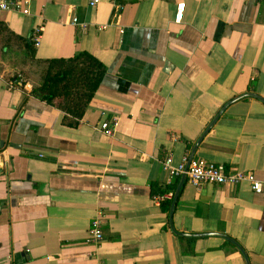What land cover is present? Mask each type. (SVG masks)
<instances>
[{
  "label": "crops",
  "instance_id": "0c3cea01",
  "mask_svg": "<svg viewBox=\"0 0 264 264\" xmlns=\"http://www.w3.org/2000/svg\"><path fill=\"white\" fill-rule=\"evenodd\" d=\"M89 2L29 0L28 14L0 11V264H246L222 237L173 233L150 185L176 189L182 175L169 178L163 159L189 157L227 101L264 98V0ZM78 51L106 72L68 126L30 90L39 60ZM114 117L107 135L100 125ZM199 158L264 183V103H229L196 146ZM97 211L99 245L87 241ZM172 218L180 232L227 234L249 264H264V191L185 177Z\"/></svg>",
  "mask_w": 264,
  "mask_h": 264
},
{
  "label": "trees",
  "instance_id": "16d2710c",
  "mask_svg": "<svg viewBox=\"0 0 264 264\" xmlns=\"http://www.w3.org/2000/svg\"><path fill=\"white\" fill-rule=\"evenodd\" d=\"M39 83L32 87L30 94L63 112V123L77 126L85 109L105 75V65L87 51H78L70 57H54L39 60ZM248 90H252L249 85ZM151 194L171 192L170 198H163L159 205L168 213L175 184L164 187L150 185ZM187 241L194 238L187 237ZM185 252L192 253L189 248Z\"/></svg>",
  "mask_w": 264,
  "mask_h": 264
},
{
  "label": "built area",
  "instance_id": "2783aa9c",
  "mask_svg": "<svg viewBox=\"0 0 264 264\" xmlns=\"http://www.w3.org/2000/svg\"><path fill=\"white\" fill-rule=\"evenodd\" d=\"M97 1L98 0H90V6H94ZM28 5L29 0H0V11L28 14ZM117 8L118 6L115 7V12L117 11ZM182 10L183 3H178L175 14L176 21L180 20ZM72 21L73 23L84 26V23L78 22L76 17H73ZM38 38V35L33 37L34 45L39 43ZM116 125L117 119L114 117L111 121H103L100 128L103 129L107 135H111ZM187 159L188 157L184 156L178 163L174 164L171 153H168L162 161V168L168 174L169 178L184 174L187 180L196 187H200L204 184L237 185L246 182L254 193H261L264 191V183L250 170L228 167L222 163H215L202 158L191 160V162L186 165ZM171 196V192L160 194L157 196V201L159 200L160 202L161 199L170 198ZM101 217V212L97 211L96 215L90 221L87 241L95 245H99L103 239Z\"/></svg>",
  "mask_w": 264,
  "mask_h": 264
},
{
  "label": "water",
  "instance_id": "95a60500",
  "mask_svg": "<svg viewBox=\"0 0 264 264\" xmlns=\"http://www.w3.org/2000/svg\"><path fill=\"white\" fill-rule=\"evenodd\" d=\"M247 96H251V97H254L256 99H259L260 101H262L264 103V98L255 93V92H245L243 94H240V95H237L235 96L234 98L230 99L229 101H227L220 109L219 111L215 114V116L213 117L212 121L209 123V125L206 127V129L204 130V132L201 134V136L198 138V140L195 142L192 150H191V153L187 159V163L186 165H188L192 158H193V153H194V150L196 148V146L199 144V142L201 141V139L203 138V136L205 135L206 131L211 127V125L214 123V121L219 117V115L222 113V111L224 110V108L231 102L237 100V99H240L242 97H247ZM185 179V175L182 174V177H181V180H180V183L179 185L176 187V189L174 190V193H173V197H172V202H171V205H170V208H169V211H168V222H169V227L171 229V231L173 233H175L176 235H179V236H183V237H192V238H195V237H200V236H210V235H215V236H219V237H222L228 241H230L231 243H233L244 255V258H245V263L246 264H249L248 262V258H247V255L244 251V249L241 247V245L236 241L234 240L233 238H231L229 235L227 234H224V233H219V232H204V233H186V232H180V231H177L175 228H174V225H173V210H174V206H175V203H176V199H177V196H178V193H179V190H180V187L183 183V180Z\"/></svg>",
  "mask_w": 264,
  "mask_h": 264
},
{
  "label": "rangeland",
  "instance_id": "374dc122",
  "mask_svg": "<svg viewBox=\"0 0 264 264\" xmlns=\"http://www.w3.org/2000/svg\"><path fill=\"white\" fill-rule=\"evenodd\" d=\"M37 75H38V78H39V73Z\"/></svg>",
  "mask_w": 264,
  "mask_h": 264
}]
</instances>
